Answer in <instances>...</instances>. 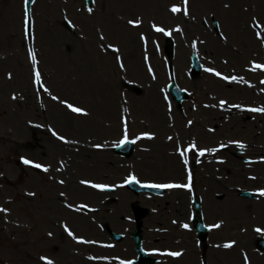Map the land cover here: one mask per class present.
Wrapping results in <instances>:
<instances>
[{"label": "rangeland", "instance_id": "obj_1", "mask_svg": "<svg viewBox=\"0 0 264 264\" xmlns=\"http://www.w3.org/2000/svg\"><path fill=\"white\" fill-rule=\"evenodd\" d=\"M183 9L184 0H35L24 35L20 0H0V264H148L137 257L136 229L146 251L180 252L150 253L151 264H264L255 247L264 238V113L248 110L264 108V70H252L264 65V0H188L187 16ZM171 81L188 93L180 105ZM124 138L136 140L127 158L114 152ZM229 148L244 177L225 168ZM130 174L181 185L190 174L191 190L136 196L123 186ZM195 196L209 228L204 243L191 226Z\"/></svg>", "mask_w": 264, "mask_h": 264}, {"label": "snow or ice", "instance_id": "obj_2", "mask_svg": "<svg viewBox=\"0 0 264 264\" xmlns=\"http://www.w3.org/2000/svg\"><path fill=\"white\" fill-rule=\"evenodd\" d=\"M27 3H28V0H25V4H27ZM187 5H188V0H184V9H183V11H184V15L185 16H187L189 14L188 13V9H187ZM226 7H227V5H226ZM170 10L175 14V13L180 12L181 11V8L176 7V6H173ZM89 11H91V10H89ZM25 15L27 16V13H25ZM26 23H27V20H26ZM129 23L132 24L133 27H138L139 26L138 23L137 22H134V21H129ZM175 30L177 32L181 31V29H179V28H177ZM154 31H156V32H162V33H164V35H170L169 32H165V30L163 28H160V27H155L154 26ZM258 36H259V34H258ZM100 39L103 40L104 37L101 36ZM141 39H144V37L142 36ZM108 47L111 48V51L112 52H118L119 51L118 48L113 47L111 45H109ZM193 47L195 48V44H193ZM29 56H30V59L32 61V64L35 66V64H36V57H35V55L30 52L29 53ZM121 67H123V65H121ZM257 69L264 70V65L254 64L252 70L254 71V70H257ZM204 71L205 72H209L212 75H215L218 78H220L221 80H225L227 82L236 81V77L235 76H233L229 80L228 77L221 75L219 72H216L214 69L205 68ZM34 75H35V83L37 85H40L41 84L40 73L38 71H35V68H34ZM9 78H11V77H9ZM45 90H47V89H45ZM13 99H15V97H13ZM52 99L53 100H56L58 98L56 96H53ZM221 103H223V102H221ZM64 105L72 113H75L77 115H86V113H84L81 108L76 107V106L72 105L71 103L64 102ZM248 110L249 111H252V112H262V113H264V108H261V109L252 108V109H248ZM52 135L53 136H56V138L58 140H62L64 143H68L69 142L67 140H64L63 137L57 135V133L55 131L52 132ZM148 138L151 139V137H148ZM169 139H171V137ZM132 142H134V141H132ZM237 146L240 147V148H243L244 147L243 144H238ZM194 148H195V145H192L188 150L191 151V150H194ZM199 154L202 156V155H204V152L201 151ZM180 155L181 156H184V152H181ZM22 162L25 165H30L31 167L41 169L44 172H47L48 171V169L46 167H42L40 164H37V163H32L31 161H29L27 159H23ZM185 164H187V159L186 158H185ZM137 182L138 181L136 180V177L135 176H130L127 179V183H130V184L131 183H137ZM61 183H63V181H61ZM82 183H86V182L82 181ZM190 184H191V175L189 174V184L188 185H181V184H147V185H142V186H144V187H151V188H169V189L183 187V188H186L187 190L190 191L191 190V188L189 187ZM89 186L92 187V188L99 189L101 191L105 190V186L104 185H101V184H90ZM259 195L260 196H264V190L260 191L259 192ZM81 207H83V205H81ZM4 211H6V210L3 209V208H0V212H4ZM183 227L187 228L188 226L185 224ZM213 227L214 228H220L221 225L220 224H215V225H213ZM64 230H65V232L68 233L69 236H73V233L67 227H65ZM255 230L257 232H261V229H259V228L255 229ZM49 235H51V233H49ZM73 238L75 239V237H73ZM77 243H86V241H84L82 239H79V240H77ZM224 247L225 248H231L232 247V244H225ZM161 254L162 255L173 256V257H177V256L180 255V253H178V252H168V253H161ZM41 259L44 260V264H53V262L51 260H47V259H45L43 257ZM121 264H125V262L121 261Z\"/></svg>", "mask_w": 264, "mask_h": 264}, {"label": "bare ground", "instance_id": "obj_3", "mask_svg": "<svg viewBox=\"0 0 264 264\" xmlns=\"http://www.w3.org/2000/svg\"><path fill=\"white\" fill-rule=\"evenodd\" d=\"M251 146L250 145H248V146H246V150H249V148H250ZM223 152H222V154L224 155V157H225V161H226V164L228 165L227 167H225L226 169H227V171L228 170H230L231 171V173H235L236 175H238V176H240L239 178H241V176H243L244 177V173H245V166L244 165H242V164H240V162H237V161H235V157L233 156V152H235L236 151V149H233V148H229V149H223L222 150ZM212 152H209L205 157H206V159H205V161H204V163H207L208 161H210L211 159H212ZM202 162H200V164H201ZM193 164V163H192ZM202 166V165H201ZM231 166H233L234 168H231L230 169V167ZM229 167V168H228ZM255 169H257V173L258 174H260V172H259V169L261 168L260 167V165L259 164H256V165H254L253 166ZM214 184H216V186H217V188L218 189H223V190H225V188H223L224 187V185L222 184V183H218V182H215ZM219 184V185H218ZM226 193H227V196H229L230 198H233V194L231 193V192H227L226 191ZM233 199H235V198H233Z\"/></svg>", "mask_w": 264, "mask_h": 264}, {"label": "water", "instance_id": "obj_4", "mask_svg": "<svg viewBox=\"0 0 264 264\" xmlns=\"http://www.w3.org/2000/svg\"><path fill=\"white\" fill-rule=\"evenodd\" d=\"M167 49L170 50V45H169V44L167 45ZM194 63L196 64V61H194ZM195 71H198V69L195 68ZM171 89H174V86H172ZM173 94H174V93H173ZM174 96L176 97V100L179 101V97L176 96V92H175ZM182 96H183V94L181 95V97H182ZM126 146H127V145H126ZM126 146H125V147H126ZM122 149H123V148H118L116 151L121 152ZM130 149H131V146L129 145V146H128V149H127L126 151H122V153L125 154V155H128ZM133 190H134L135 192H139V191H141V190H136V189H133ZM142 190H143V189H142ZM244 196H247V197H248L249 195H248V194H245ZM194 208H195V212H196L197 229H198V227L202 228V226H201V224H200V222H199V219H200V207H199V203H198L197 200H195ZM199 233L202 234V238H203L204 233H203V232H199ZM137 240H138V238H137ZM257 247H258L259 249H261V250H264V239H262V240H260V241L258 242Z\"/></svg>", "mask_w": 264, "mask_h": 264}]
</instances>
